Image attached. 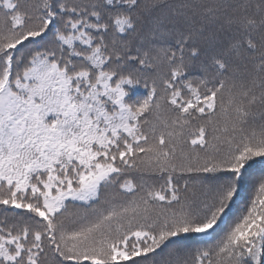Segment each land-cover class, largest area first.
Instances as JSON below:
<instances>
[{"label": "snow or ice", "instance_id": "1", "mask_svg": "<svg viewBox=\"0 0 264 264\" xmlns=\"http://www.w3.org/2000/svg\"><path fill=\"white\" fill-rule=\"evenodd\" d=\"M0 264H264V0H0Z\"/></svg>", "mask_w": 264, "mask_h": 264}, {"label": "trees", "instance_id": "2", "mask_svg": "<svg viewBox=\"0 0 264 264\" xmlns=\"http://www.w3.org/2000/svg\"><path fill=\"white\" fill-rule=\"evenodd\" d=\"M78 209L82 210V205H79V204H78V205L75 206V208L70 207L69 211H70V212H74V211H76V210H78Z\"/></svg>", "mask_w": 264, "mask_h": 264}]
</instances>
